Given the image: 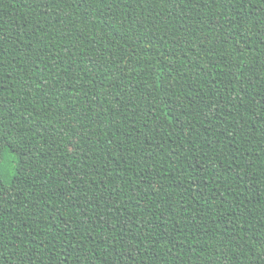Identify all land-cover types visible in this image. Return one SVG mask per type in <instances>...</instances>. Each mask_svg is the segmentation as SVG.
<instances>
[{"label":"trees","instance_id":"16d2710c","mask_svg":"<svg viewBox=\"0 0 264 264\" xmlns=\"http://www.w3.org/2000/svg\"><path fill=\"white\" fill-rule=\"evenodd\" d=\"M0 264H264V0H0Z\"/></svg>","mask_w":264,"mask_h":264},{"label":"snow or ice","instance_id":"6c2138e0","mask_svg":"<svg viewBox=\"0 0 264 264\" xmlns=\"http://www.w3.org/2000/svg\"><path fill=\"white\" fill-rule=\"evenodd\" d=\"M6 167V160L5 161H0V171H3Z\"/></svg>","mask_w":264,"mask_h":264}]
</instances>
